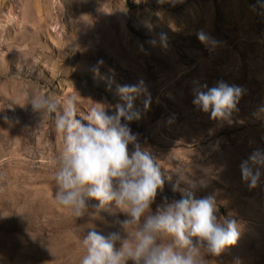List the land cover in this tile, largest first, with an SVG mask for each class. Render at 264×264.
Here are the masks:
<instances>
[{
  "label": "rangeland",
  "instance_id": "rangeland-1",
  "mask_svg": "<svg viewBox=\"0 0 264 264\" xmlns=\"http://www.w3.org/2000/svg\"><path fill=\"white\" fill-rule=\"evenodd\" d=\"M201 31L214 43H201ZM94 39L119 54L78 50ZM141 79L152 103L145 110L135 98L141 116L129 126L164 175L153 212L180 190L212 196L241 235L206 259L264 264V170L250 189L240 168L264 152V0H0V264H80L88 231L123 235L127 218L97 212L95 201L78 219L56 205L52 160L63 141L23 94L39 89L61 102L76 95L84 119L94 104L112 114L123 103L117 86ZM197 82L244 90L230 122L193 104Z\"/></svg>",
  "mask_w": 264,
  "mask_h": 264
},
{
  "label": "clouds",
  "instance_id": "clouds-1",
  "mask_svg": "<svg viewBox=\"0 0 264 264\" xmlns=\"http://www.w3.org/2000/svg\"><path fill=\"white\" fill-rule=\"evenodd\" d=\"M197 37L203 44L214 43L202 31ZM161 38L166 39L163 34ZM117 93L123 103L115 105L112 114L104 105L94 104L84 119L77 118L76 95L61 102L39 89L23 94L40 121L52 119L63 141L60 155L52 160L56 205L78 219L95 201L97 212L115 210L127 217L120 222L123 235L88 231L80 241L84 251L80 264H211L206 256L219 257L238 242V222L218 216L214 197L196 198L178 186L173 191L180 190L181 198L165 200L153 212L164 175L157 158L129 126L141 116L134 110V99L143 97L148 110L151 93L142 79L117 86ZM243 93L224 82L211 88L197 82L193 104L213 120L230 122ZM129 145L134 151L129 152ZM240 168L243 180L255 189L264 170V152L254 151Z\"/></svg>",
  "mask_w": 264,
  "mask_h": 264
},
{
  "label": "bare ground",
  "instance_id": "bare-ground-1",
  "mask_svg": "<svg viewBox=\"0 0 264 264\" xmlns=\"http://www.w3.org/2000/svg\"><path fill=\"white\" fill-rule=\"evenodd\" d=\"M91 46H92L93 48H86V47H84V46H78V50H79L80 52L84 53V55H90L91 58H93L94 55H96V56H100V57H101V53H102L101 50H102L103 47H106L107 49H109V50H108L109 53H107V55L113 56V55H111V54H119L117 48H114V49L108 48V46L106 45L105 42H103V41H99V42H98L97 39H94V40L92 41ZM43 48H44V47H43ZM116 59H117V58H116ZM118 61H120L119 58H118ZM55 67H56V66H55ZM59 70H61V69H59Z\"/></svg>",
  "mask_w": 264,
  "mask_h": 264
}]
</instances>
